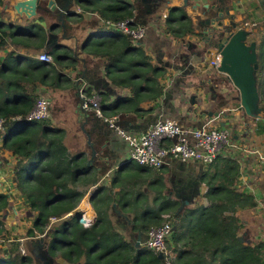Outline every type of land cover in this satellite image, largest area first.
<instances>
[{
	"label": "trees",
	"instance_id": "16d2710c",
	"mask_svg": "<svg viewBox=\"0 0 264 264\" xmlns=\"http://www.w3.org/2000/svg\"><path fill=\"white\" fill-rule=\"evenodd\" d=\"M67 1L81 10V13L66 14L75 22H82L89 14L104 21L105 29L100 27L98 31L109 29L111 35L86 40L83 50L89 56L104 58L106 74L112 84L132 92L131 99L119 100L113 106L107 105L108 95L100 94L105 116L132 113L141 116L144 113L141 105L158 100L164 93L162 80L166 70L153 64L152 57L140 43L135 44L128 36L106 26V22L129 20L132 27H137L135 6L122 0ZM256 5L257 10L264 12V0ZM262 18L259 25L252 24L250 37L251 42L257 44L256 79L259 108L264 118V14ZM26 21L0 24V51L13 47L5 58L0 57V118L5 123L4 148L17 157L13 171L15 187L34 215L26 237L37 238L51 232L52 220H62L73 213L71 219L51 232L49 255L52 259H62L67 264H164L157 252L132 245L116 230L110 211L117 199L106 187L97 188L92 197L98 215L94 224L85 227L80 221L81 214H74L98 179L91 175L84 158L70 154L65 131L51 127L46 121L29 123L25 118L34 107L38 90L60 87L67 81L63 71L75 68L78 61L71 48L59 44L48 47L47 30L35 20ZM55 28H50V34ZM196 31L194 21L186 13L175 19L168 16L166 34L176 39L201 36ZM43 52L50 53L51 62L33 58ZM212 165V170L201 179L207 186L204 198L208 205H194L182 212V218L175 225L172 244L167 245L169 254L178 255L174 260L169 259L170 264H264V242L248 243L242 235L246 226L239 212L254 210L259 202L253 193L238 185L242 175L239 161L221 157ZM10 205L9 196L0 194V237L5 231L4 214ZM138 217V228L147 233L166 222L160 215H151L146 207L141 208ZM134 222L136 224L137 220ZM0 264H33V257L22 255L17 242L10 249H0Z\"/></svg>",
	"mask_w": 264,
	"mask_h": 264
},
{
	"label": "crops",
	"instance_id": "0c3cea01",
	"mask_svg": "<svg viewBox=\"0 0 264 264\" xmlns=\"http://www.w3.org/2000/svg\"><path fill=\"white\" fill-rule=\"evenodd\" d=\"M1 1L0 24L2 22L7 24L25 23L14 22V18H25L30 20V22L35 20V22L37 21L36 23L42 25L47 30L49 40L52 38L47 22H40L41 19H38L42 18L43 10H38L36 17L29 19L25 15H19L15 11L14 5L19 0ZM122 1L130 4L134 2L137 27H144L147 32L145 40L140 45L152 57L154 65L165 68L166 76L162 80L164 93L158 100L144 102L141 105L144 112L141 116L133 113L113 116L118 118L117 124L121 129L130 134L146 133L157 123L165 120H175L184 128H208L229 132L231 136L230 140L235 144L236 148L234 154L228 156H234L230 158L239 161L242 172L238 185L246 188L256 196V193L252 191V189L256 188L255 182L243 180L242 177L244 169L248 166V161L245 157H248V154L252 153V147L256 148L252 143H255L259 148V145L264 142V139H261L262 134H264V118L262 116L260 118H250L244 114L238 90L226 79L224 74L210 66V59L215 49L211 48V43H209V37L212 35L210 30H217L219 26L228 25L231 27L232 23H236L237 30L246 29L249 31L247 29L249 27L248 24L252 25L253 23L248 21V17L246 18L245 12L248 10L244 12L241 8V6H245L244 4L249 3L248 0ZM48 3L49 0H46L45 4L49 5ZM141 3L145 5L144 13L139 12L138 4ZM67 5L70 7V11L68 10L66 14L71 11L81 13V10L72 1H67ZM162 7H164V11L161 17L160 10ZM61 9L58 7L56 10L60 12ZM171 10L174 12H184L190 16L195 23L197 34H201V36L195 35L188 36L185 39H176L166 34L167 19ZM250 14L253 15L252 13ZM89 15L84 17L83 23L86 24V21H90ZM165 15L167 16L166 18H164ZM221 17L224 21L218 24L207 23L208 20H217ZM97 18L100 19L98 16ZM99 21L98 27L90 29L91 34L75 30L73 33L68 32L71 35L68 37H70L71 41H77L80 47V43L84 40L85 42L88 39L94 41L97 36L111 35L98 31L100 27L102 30L105 29L103 28L104 21ZM112 31L121 34L115 30ZM205 31L209 32V37L207 38L205 37ZM248 39H250V36ZM52 40H55L54 36ZM57 44L71 48L69 42L64 45L60 41H57ZM55 45L52 44L51 46ZM11 50H13L12 46L6 52L0 51V57L5 58ZM43 53H47L51 57L50 53ZM40 55H35L33 58L40 60ZM30 56H33L32 52ZM82 57H86L83 58L85 59V64H79L78 62L75 68L63 71L67 76V81L62 83L60 87L54 90L42 88L43 92L45 90L48 91V96L52 102L51 106L57 101H60L62 105L61 116H57L56 120H54L53 113L51 112L50 118L44 121L48 122L53 128L65 131V144L68 146L70 154L74 157L84 158L87 166L91 169V175L98 179L97 185L91 188L82 199L74 214L79 213L81 217L83 215L86 216L90 224L88 226L84 224L85 227L94 224L98 215L93 208L92 197L97 193V188L106 187L111 191L114 198L117 199V203H114L110 211V218L116 230L132 245L148 249L146 244L149 232H144L138 228V212L142 207L149 208L151 215H160L166 221L164 224L172 223L173 225V232L166 242L167 250L168 243L172 244L175 225L182 218V212L187 208H192L194 205H208V202L204 198L207 186L201 183V179L206 172L212 169L210 165L205 166L192 162L186 163L175 158L167 159L166 164L161 170L140 166L131 160V148L119 132L108 127L93 112L86 113L80 108V105L78 107L77 124L73 125V123L65 121L64 114H67L69 111V98L65 93L74 86V81L75 89L78 85L80 88L86 85L85 92L88 96L108 95V106L116 105L119 100H129L132 98L130 89L116 88L108 79L105 66L106 60L104 58L89 56L84 52ZM53 94H55L54 99H52ZM223 126H225V130L222 129ZM5 139L6 133H0V194L8 195L11 203L9 209L4 214L8 226L6 228L13 234L15 228H17L14 225H18V222L14 220V215L18 217L23 212H27L30 215H27V219L24 220L28 221V225L26 224L27 228L22 231L21 235L23 236L22 239L25 240L24 244L26 245L28 256H32L33 263L36 264L45 256V249L49 252L51 232L55 228L61 227L65 221L71 219L73 213H70L62 220L55 219V221L51 222V232L47 231L43 235L46 236L44 243L47 244L46 248H39V244H37L38 248L35 247L36 240L43 236L37 238L26 237L27 230L32 226L34 215L23 203V196L15 187L13 171L17 163V157L4 148ZM171 144L173 142L167 140L163 143V146H170ZM217 160L212 164L214 165ZM198 183L205 187V190L196 199L195 195L198 192L196 184ZM188 197L191 199H187ZM258 207L256 208L257 211L259 210ZM164 209L166 211H163ZM179 210L181 213H179ZM172 213H175V216ZM242 213L243 211L239 212L238 216L245 222L247 229L249 221L241 218ZM21 217H19L20 221ZM134 220H137L136 224ZM21 223L23 222L21 221ZM3 234H6V231ZM1 239L3 237L0 238V249L6 250L8 246L5 247L3 245L4 240ZM10 248L11 246L8 249ZM167 254L168 259L172 260L178 256L174 252L169 254L167 251ZM51 260L53 262L60 261ZM59 264L67 263L60 262Z\"/></svg>",
	"mask_w": 264,
	"mask_h": 264
},
{
	"label": "built area",
	"instance_id": "2783aa9c",
	"mask_svg": "<svg viewBox=\"0 0 264 264\" xmlns=\"http://www.w3.org/2000/svg\"><path fill=\"white\" fill-rule=\"evenodd\" d=\"M167 16L165 15L164 18ZM129 20L117 23L106 22L111 30L128 36L135 44L142 43L147 32L144 27H132ZM39 59L43 62H51L52 58L47 53H42ZM222 56L217 50L213 52L210 59V66L219 70ZM86 85H83L80 92L82 97V109L86 112H93L95 116L104 121L108 127L119 132L122 138L131 148V160L143 167H150L161 170L167 159L175 158L182 162L199 163L205 166L211 165L219 157H234L235 144L231 142L230 134L227 131H219L208 128L193 129L184 128L175 120H165L157 123L150 130L143 134H130L121 129L117 124V117H105L101 109L100 96H88L85 92ZM47 92V90H45ZM39 93L35 99L33 109L27 114L26 121L41 122L51 116V99ZM5 132L4 119L0 118V133ZM172 141L170 146H163L165 141ZM52 221H55L52 220ZM81 223L88 226L86 216L81 217ZM173 232L172 223L152 228L148 234L147 248L157 253L165 254L164 264H170L166 250L167 239ZM25 240L21 241L20 252L27 256Z\"/></svg>",
	"mask_w": 264,
	"mask_h": 264
},
{
	"label": "rangeland",
	"instance_id": "374dc122",
	"mask_svg": "<svg viewBox=\"0 0 264 264\" xmlns=\"http://www.w3.org/2000/svg\"><path fill=\"white\" fill-rule=\"evenodd\" d=\"M248 2L249 3L244 4L245 6H241V5H238V6H241V8L243 9L244 12H245V10H248L245 12L246 13L245 15H246V18L248 17V21L250 23H255V24L259 25L261 20L263 19L262 17L264 14L263 10H257L258 5H256V2L259 3V0H251V1L248 0ZM131 4H133V6H134V2ZM57 5L59 8H65L66 7L70 11V7L67 5L66 1H58ZM144 6L145 5L143 3L138 4V8H139L140 13L145 12ZM42 10H43V13L41 15L42 18H38V19H41V20L43 19V21L47 22L49 30H50V28L56 26V28L51 32V35L54 36L55 38H57L58 42L60 41L64 45H65V43L69 42L71 45L70 47L73 49L74 58L76 60H78L79 64H85V62H84L85 59H83V58H86V57L81 58V56H83V52H84L83 45H84L85 40L80 43L81 46L79 47L77 41H75V40L71 41L70 37H68V36H71L68 34V32L73 33L75 30H79L82 33L89 34L93 27L95 28V27H98V25H99L100 21L97 18V16L89 15L90 21H86L87 23L85 24V23H83L84 20L82 22H75L73 20V18H69V17H67V15L61 16V13L59 12V10H50L48 5H46V4L44 5ZM163 11H164V7H162V9L160 10L161 17L163 16ZM247 12H250L253 15H251L250 13H247ZM181 14H182V12H174L173 10H171L170 19L178 18ZM85 17H87V15H85ZM14 22H27V21L25 18H20V19L14 18ZM248 26H247L248 27L247 29L251 33L253 27L251 24L250 25L248 24ZM101 32L106 34V32H110V31H109V29H106L104 32L103 31H101ZM109 34H111V32ZM251 36H252V33H251ZM251 40H252V37H250V41H249L250 43H251ZM56 45H58V44H56ZM59 45H61V44H59ZM42 88L43 87H41L38 90V93H41L43 91ZM81 88L78 85V87L75 89V81H74V86L71 87L67 93H65L69 98V111L67 114H64V119L68 123H73V125L77 124V114H78L79 105H80V108H82V97H81V92H80ZM42 95L47 96L48 91L44 92ZM54 98H55V94L52 95V99H54ZM61 106L62 105H61L60 101L53 103V106H51L50 110L53 113V119L54 120H56L57 116H61ZM261 139L262 140L264 139V134H262ZM252 145L256 146V148L252 147V150H251L252 153L248 154V157H245L248 161V166L243 171L244 174H243L242 179L243 180L245 179L247 181L252 180V182H255L254 184H255L256 188L252 189V191L256 193V199H257V202H259V207H258L259 210L257 211L255 208L254 210L243 211V213L241 214V218H244L245 220L249 221V226L246 230H244L242 235L244 236V238L246 239V241L248 243L255 244L258 242H264V142L259 145V148L255 143H252ZM196 187H197L198 192L195 195V198L198 199L200 197L201 193L204 192L205 187H203L199 183L196 184ZM187 199H191V198L188 197ZM260 200H262V201L260 202ZM27 215H29L27 212H23L18 217H15V215H14V220H16L18 222L17 224L19 226L14 225V227L17 226V228H15L13 234H11L10 231L7 230L8 226L6 224V220L4 219V227H5L6 234L1 235V237H3V239H1V240H4L3 245L5 247L8 246V248H9L13 244L14 245L17 244V242H19L21 244V241L23 240L22 239L23 236L21 235L22 231L26 230V228H27L26 224L28 225V221H24L25 219H27L26 218ZM19 217H21L20 219L23 223H21V221L19 220ZM6 226H7V228H6ZM0 245H1V243H0ZM167 251H168V249H167ZM60 262L65 263L62 259L60 261L53 262V260L49 259L47 256H44L36 264H59Z\"/></svg>",
	"mask_w": 264,
	"mask_h": 264
},
{
	"label": "water",
	"instance_id": "95a60500",
	"mask_svg": "<svg viewBox=\"0 0 264 264\" xmlns=\"http://www.w3.org/2000/svg\"><path fill=\"white\" fill-rule=\"evenodd\" d=\"M46 0H19L14 5L15 11L19 15H25L31 19L36 17L38 10H42ZM60 0H49V9L56 10L57 3ZM66 1L67 0H62ZM68 9L60 10L61 16L67 13ZM224 21L223 18L217 20H208V24H218ZM221 25H223L221 23ZM211 37L209 32H204L205 37H209L211 48L221 53L222 59L219 66V71L225 75L226 79L231 82L238 90L240 95V104L244 114L250 118H260L261 110L259 108V92L257 87L256 73L259 69L258 57L255 42L248 43V37L251 33L245 29H238L237 24L219 26L217 30L211 29ZM213 31V32H212ZM53 38V36H51ZM48 41V47L52 44H57L58 39ZM53 47V46H51ZM86 112V111H85ZM87 113V112H86ZM225 130V126L222 127ZM46 236L37 239L35 247L39 244V248H46ZM48 248V246H47ZM45 256L52 259L47 249ZM159 259L165 262V254L158 253Z\"/></svg>",
	"mask_w": 264,
	"mask_h": 264
},
{
	"label": "clouds",
	"instance_id": "9594fccd",
	"mask_svg": "<svg viewBox=\"0 0 264 264\" xmlns=\"http://www.w3.org/2000/svg\"><path fill=\"white\" fill-rule=\"evenodd\" d=\"M246 30V29H245ZM106 117V116H105ZM108 118V117H107Z\"/></svg>",
	"mask_w": 264,
	"mask_h": 264
}]
</instances>
